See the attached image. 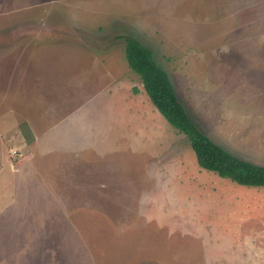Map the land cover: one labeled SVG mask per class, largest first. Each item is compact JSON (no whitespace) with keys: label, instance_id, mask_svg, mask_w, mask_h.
Returning a JSON list of instances; mask_svg holds the SVG:
<instances>
[{"label":"rangeland","instance_id":"374dc122","mask_svg":"<svg viewBox=\"0 0 264 264\" xmlns=\"http://www.w3.org/2000/svg\"><path fill=\"white\" fill-rule=\"evenodd\" d=\"M125 36L264 167V0H0V264H264V187L199 166Z\"/></svg>","mask_w":264,"mask_h":264},{"label":"trees","instance_id":"16d2710c","mask_svg":"<svg viewBox=\"0 0 264 264\" xmlns=\"http://www.w3.org/2000/svg\"><path fill=\"white\" fill-rule=\"evenodd\" d=\"M125 57L139 76L153 105L166 121L187 137L199 166L246 187H264V167L242 159L215 143L192 120L170 77L155 61L153 52L138 39L125 36Z\"/></svg>","mask_w":264,"mask_h":264}]
</instances>
